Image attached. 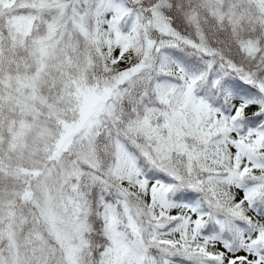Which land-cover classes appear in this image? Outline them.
Returning a JSON list of instances; mask_svg holds the SVG:
<instances>
[{
	"label": "snow or ice",
	"instance_id": "snow-or-ice-1",
	"mask_svg": "<svg viewBox=\"0 0 264 264\" xmlns=\"http://www.w3.org/2000/svg\"><path fill=\"white\" fill-rule=\"evenodd\" d=\"M0 264H264V0H0Z\"/></svg>",
	"mask_w": 264,
	"mask_h": 264
}]
</instances>
